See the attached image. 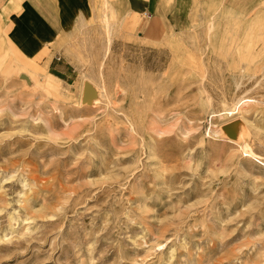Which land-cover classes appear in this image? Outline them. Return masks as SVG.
<instances>
[{
    "label": "rangeland",
    "instance_id": "1",
    "mask_svg": "<svg viewBox=\"0 0 264 264\" xmlns=\"http://www.w3.org/2000/svg\"><path fill=\"white\" fill-rule=\"evenodd\" d=\"M20 1L0 0V264H264V0H92L51 67L9 43Z\"/></svg>",
    "mask_w": 264,
    "mask_h": 264
},
{
    "label": "crops",
    "instance_id": "2",
    "mask_svg": "<svg viewBox=\"0 0 264 264\" xmlns=\"http://www.w3.org/2000/svg\"><path fill=\"white\" fill-rule=\"evenodd\" d=\"M23 8L13 13L14 24L8 28L11 47L26 57H35L44 47L52 50L50 67L59 59L55 42L60 34L66 36L91 17L92 0H22ZM130 11L148 14L156 9L153 0H127ZM149 15V14H148ZM63 57L69 60L64 53ZM58 71L67 72L66 65H54ZM74 69V68H73ZM72 69V70H73Z\"/></svg>",
    "mask_w": 264,
    "mask_h": 264
},
{
    "label": "bare ground",
    "instance_id": "3",
    "mask_svg": "<svg viewBox=\"0 0 264 264\" xmlns=\"http://www.w3.org/2000/svg\"><path fill=\"white\" fill-rule=\"evenodd\" d=\"M107 17H108V13L105 15V21H106V26L109 27V21H108ZM233 17L234 18H238L239 17L240 19H244V18L247 17V15L244 14L243 11H238V12H236L235 15H233ZM121 19H123V18H121ZM218 19H219V15H218V13L216 11L209 18V22L208 23H209V28L210 29L218 30V28L221 26V22ZM62 35H63V33H62ZM81 78L84 81L83 83L86 84L87 83L86 82V78H84V76H81ZM248 101H251V98H248L246 96H241L233 103L232 106L225 105L221 110L211 111L210 115H211V117H213V116L217 117L218 116V117H228L229 118V117L233 116L236 112H241L242 113L243 112L242 105L244 103L246 104ZM233 125L234 124H229V123L225 122V124L223 126H221L220 128L223 127V128L228 130ZM221 131H222V129H221ZM225 137L230 142H239V140L237 138H231V137H227V136H225ZM239 146H240V149L242 150V152L245 153L246 155H250V156H253V157H256V158H260V156L252 149V147L249 145L248 142H245V143L239 142Z\"/></svg>",
    "mask_w": 264,
    "mask_h": 264
}]
</instances>
